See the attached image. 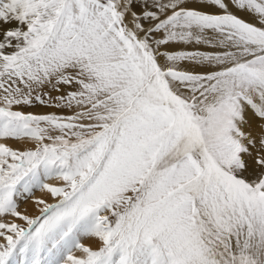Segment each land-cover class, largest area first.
Segmentation results:
<instances>
[{
    "label": "snow or ice",
    "instance_id": "6c2138e0",
    "mask_svg": "<svg viewBox=\"0 0 264 264\" xmlns=\"http://www.w3.org/2000/svg\"><path fill=\"white\" fill-rule=\"evenodd\" d=\"M0 264H264V0H0Z\"/></svg>",
    "mask_w": 264,
    "mask_h": 264
},
{
    "label": "rangeland",
    "instance_id": "374dc122",
    "mask_svg": "<svg viewBox=\"0 0 264 264\" xmlns=\"http://www.w3.org/2000/svg\"><path fill=\"white\" fill-rule=\"evenodd\" d=\"M24 110H25V111H33V112H45V111H50L51 109H46V108H44V107H42V106L37 105V106L34 107V108H26V109H24ZM36 195L39 196L40 193L37 192ZM22 207H27L28 210H29V214H35V213H34V210H33V207H32V205H31V203H29V204H27V205H23V204H22ZM82 242L85 243V244L88 245V246L93 247V248H95V247L97 246V245H96V241L93 240V239H84Z\"/></svg>",
    "mask_w": 264,
    "mask_h": 264
},
{
    "label": "bare ground",
    "instance_id": "6f19581e",
    "mask_svg": "<svg viewBox=\"0 0 264 264\" xmlns=\"http://www.w3.org/2000/svg\"><path fill=\"white\" fill-rule=\"evenodd\" d=\"M35 213V212H34Z\"/></svg>",
    "mask_w": 264,
    "mask_h": 264
}]
</instances>
